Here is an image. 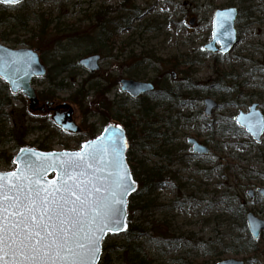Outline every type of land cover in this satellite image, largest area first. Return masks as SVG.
Masks as SVG:
<instances>
[{
    "label": "rangeland",
    "instance_id": "374dc122",
    "mask_svg": "<svg viewBox=\"0 0 264 264\" xmlns=\"http://www.w3.org/2000/svg\"><path fill=\"white\" fill-rule=\"evenodd\" d=\"M22 3L0 5V43L22 48L29 47L30 37L36 44L37 37L42 39L38 44L41 60L50 77L34 80L33 88L52 96L50 101L69 104L83 131L67 135L52 125L49 116L31 114L25 121L38 130L23 144L0 137L4 143L10 141L0 142V171L14 169L12 158L24 145L75 150L91 138L93 130L100 131L112 120L114 104L119 106L118 113H137L134 122L147 113L149 119L169 121L172 127L142 151L137 145L142 140L136 144L130 141L128 151H135L136 160L143 159L151 166L159 162L157 155L170 149V173L151 196L142 197L152 204L148 212H128V224L134 220L142 223L144 233L133 242L140 245V257H127L124 233L108 235L102 243L109 249L101 253L102 264H216L229 258L264 264V232L252 241L245 225L249 211L264 219V201L247 196L249 189L264 187V134L261 143L255 144L234 122V117L246 113L252 103L259 104L264 115V0ZM230 7L238 11L234 21L237 43L224 55L208 52L203 46L211 40L213 12ZM55 29L71 33L59 47L51 43L60 36L54 35ZM92 51L101 56L99 70L84 85L85 99L72 98L89 75L78 60ZM61 59L66 71L58 74L56 64ZM57 74L60 76L53 81ZM61 78L65 80L56 88L54 83ZM124 78L153 82L155 91L133 100L119 90V81ZM89 85L111 88L101 96L88 89ZM163 89L169 92H161ZM160 95L165 98L159 99ZM205 98L218 104L210 117L202 113ZM25 106V99L17 97L3 114ZM8 119L4 123L0 120V134L11 128ZM188 137L207 145L210 153L193 154ZM140 200L133 204L142 205ZM234 212L235 218L231 216Z\"/></svg>",
    "mask_w": 264,
    "mask_h": 264
},
{
    "label": "snow or ice",
    "instance_id": "6c2138e0",
    "mask_svg": "<svg viewBox=\"0 0 264 264\" xmlns=\"http://www.w3.org/2000/svg\"><path fill=\"white\" fill-rule=\"evenodd\" d=\"M120 143L113 136L110 146L93 142L83 154H65L60 182L51 186L31 166L7 188L0 176V264H97L104 235L123 230L121 206L133 190Z\"/></svg>",
    "mask_w": 264,
    "mask_h": 264
},
{
    "label": "water",
    "instance_id": "95a60500",
    "mask_svg": "<svg viewBox=\"0 0 264 264\" xmlns=\"http://www.w3.org/2000/svg\"><path fill=\"white\" fill-rule=\"evenodd\" d=\"M23 1L25 0H19V2L16 4L0 3V5L17 6ZM237 14L236 8L233 7L217 9L214 11L212 16L211 41L204 46L205 50L215 52L217 50L216 45H218L219 52L221 54H226L233 48L237 42L236 31L234 28V21L237 17ZM189 24L192 25L193 20H190ZM39 53L40 50L38 48L12 49L0 43V80L7 85L11 95L14 96L20 93L27 100V109L30 113H40L43 115L51 111V120L57 128L66 133L77 134L80 132V128L73 120L74 110L70 105L66 103L55 105L53 102L41 103L38 101L35 90L31 86V82L34 79L43 78L47 73L45 65L40 61ZM99 59L100 57L97 54L89 55L80 59L78 61V65L85 68L90 73H93L99 69ZM121 90L126 92L132 98H137L141 94L152 91L153 86L148 82L122 80ZM203 103V114L205 116H210L211 112L217 106L216 102L212 99H205ZM234 121L237 126L243 128L249 134L255 144L261 143V137L264 134V116L259 111L257 103H252L248 108L247 113L239 112V114L234 118ZM113 136L121 138L120 156L123 161V166L128 170L129 179L131 182H133V190H130L129 193L124 197L125 202L121 206L123 211V216L121 218L124 225L123 230L115 233L108 231L104 235L100 243V253L97 264L100 259L102 242L105 237L107 235H119L126 231L129 196L137 190V183L132 180L130 168L126 161V151L128 144L126 133L121 124L117 122H110L103 128L101 134L97 138L82 143L81 149L79 151L43 152L32 147L24 146L20 148L17 154L14 156V170L11 172H0V176L5 177L3 183L5 184L6 188L12 183H21L22 181H20L18 177H20L29 166L35 170L43 171V179L40 181L41 185L49 183L51 186L53 182L58 184L60 182V173L62 171L61 165L69 159V157L65 154H83L84 152L90 150L85 149L83 146L92 144L93 142H95L98 148L102 146V143L108 144L110 146ZM187 143L191 145L192 153L198 155H207L209 153V149L205 145L199 144L192 138H188ZM101 155H103L105 162L111 158L110 154L101 153ZM51 164H55V167H47ZM12 173H15L16 177L9 178L10 174ZM98 175L106 176L107 172H101L98 173ZM256 193H258L264 200V188H258ZM247 194L251 198L254 193L252 190H249ZM245 223L248 233L252 239H257L260 233L264 230V220L259 219L252 212H248L246 214ZM217 264L244 263L241 260L224 259Z\"/></svg>",
    "mask_w": 264,
    "mask_h": 264
},
{
    "label": "trees",
    "instance_id": "16d2710c",
    "mask_svg": "<svg viewBox=\"0 0 264 264\" xmlns=\"http://www.w3.org/2000/svg\"><path fill=\"white\" fill-rule=\"evenodd\" d=\"M30 1V2H41L43 0H26L24 1L22 4L24 5L25 2ZM25 6V5H24ZM98 14V13H96ZM99 16V15H98ZM61 25H56V27H60ZM41 28V27H40ZM54 35L58 36L57 38H55L51 43H53V47L54 46H58L64 41L70 38L71 33L69 34V32L65 33L66 30H62V31H57V29L53 30ZM42 31L39 30L38 34H41ZM73 35V34H72ZM37 44L32 40V38L30 37L27 42V45H29L30 48H39L42 39L37 37ZM61 41V42H60ZM17 44V43H15ZM32 46H36V47H32ZM52 46V45H51ZM89 54H98V52L92 51L89 52L87 55ZM86 56V55H85ZM64 59H61L56 65L59 66V72L58 74H62L64 73L66 70H64V66L65 63L63 62ZM174 64H176L175 60L173 61ZM51 69L49 70L50 73ZM54 78L53 81H55L57 79L58 75ZM49 78V74L47 73L45 78ZM94 77L93 74H89L88 75V79L84 80L81 84H79V87L76 89V91L74 92V94L72 95L73 97L78 96L81 100H84L85 97L87 96V93H83L84 92V85L88 83V80H91V78ZM65 78H61L57 85L56 83H54L56 88H59L58 85H61L64 82ZM52 81V82H53ZM72 81H74V78L72 79ZM108 86V85H107ZM110 87H99V86H95L92 85V87L89 85L90 90H94L100 93L101 96H103V94H106L107 92L110 91ZM165 93L169 92V89H163L162 90ZM39 97L41 100H51L52 96H47L45 95L43 92L39 93ZM17 97H12L9 95L7 87L4 85L3 82L0 81V120L3 121L5 118H9L8 120H10L11 123V128L8 130V132L6 134H3V131L0 134V137H4L9 138L7 140H12L13 142L15 141L17 144H20L24 142L25 138L28 137L30 134H32L33 132H35L38 129L29 127V123H26V119H28L29 115L28 113L25 111V107L19 109V110H15L12 109L10 110L8 113L3 114L4 109L6 107L11 106L13 100H15ZM159 99H163L165 98V96H159ZM115 106V104H114ZM113 106V107H114ZM143 112V111H141ZM140 112V113H141ZM137 115V113H132V115H130L128 113V115L122 111V115H120L118 113L117 110H115L114 116H110V118H112V120H118L121 121V123L123 124L126 132H127V136H128V140L129 142L131 141H135V144L138 140H142L143 142L138 143L137 145H139L140 149L139 150H143L145 149V146L147 143H149L151 140L153 139H158L160 137H164L166 135V132L172 127V125H170L171 123L169 121L166 120H155V119H149V116L147 113H143L141 115H139V120H137L136 122H134V118ZM15 117H18L19 120H16ZM5 122V120L3 121V123ZM162 123V124H161ZM158 126V127H156ZM4 127V126H3ZM164 130L163 132H159V130ZM97 130H93L91 132V137H93L96 134ZM2 142V141H0ZM10 142V141H9ZM2 142V144H8ZM166 144H163V146H165ZM40 150H48L49 147L48 146H40L37 147ZM151 149V147H149ZM135 151H128L127 152V157L128 160L130 162L131 165V171L132 174L135 175V179L138 181L139 184V190L137 191V193H135L134 195L131 196L130 200H129V206H128V210L132 211V210H139L140 215L144 214L146 212H148V208L152 206V204L150 203V201L148 199H144L142 200L143 196H151L152 192H154L156 189H158L163 182V178L164 176L161 174V171L159 169H155V167L151 166V167H147V165H145L143 163V161H139L136 160L135 155H134ZM158 157H162L167 159L168 161L171 162V160L173 159V155L170 149H165L163 150L159 155H157ZM134 164V165H133ZM140 199V202L142 205L138 206L133 204V200L134 199ZM231 216H233L235 218V212L231 213ZM232 220V217H231ZM142 223H138L137 220H134L133 223L128 224V230L126 231V233L124 234V236H126V242L127 244H125L123 246L124 251L126 252L127 257L131 258L132 256H136L137 258L140 257L141 255V250L139 249L140 245H136L134 242V240L138 239L140 236L143 235L144 231L143 228L141 227ZM232 226V224H231ZM138 248V249H136ZM109 249L107 248H102L103 253L108 251ZM140 250V251H139ZM108 257L107 259H105V263H107ZM101 264L102 259L100 260ZM138 264H144L143 262H139Z\"/></svg>",
    "mask_w": 264,
    "mask_h": 264
},
{
    "label": "bare ground",
    "instance_id": "6f19581e",
    "mask_svg": "<svg viewBox=\"0 0 264 264\" xmlns=\"http://www.w3.org/2000/svg\"><path fill=\"white\" fill-rule=\"evenodd\" d=\"M142 18V16H140V19ZM216 48H217V50L215 51V52H211V53H219V54H221L220 52H219V46L218 45H216ZM208 52H210V51H208ZM221 55H224V54H221ZM48 73V72H47ZM47 73H46V75H47ZM148 83H150L152 86H153V88L155 89V85H154V83L153 82H150V81H148V80H146ZM34 89V88H33ZM35 90V89H34ZM161 92H163L162 90H161ZM35 93H36V95H37V98H38V101L39 102H41V99H40V97H39V93L38 92H36L35 91ZM165 93V92H164ZM55 105H59L58 103H54ZM10 107V106H9ZM7 108V107H6ZM25 111L29 114V111H28V109H27V106H25ZM47 116H49V120L50 121H52L51 120V116H52V112L51 111H49V112H47V113H45V114H43V117H47ZM75 120H78V118H75ZM105 126H103L102 127V129L100 130V131H98V133H100L101 134V132H102V130H103V128H104ZM160 160H159V162L157 163V164H153V165H151V166H153V167H155V169L157 170V169H159L160 171H161V174L163 175V176H166V174L168 175L169 173H170V161H168L167 159H165V158H162V157H158ZM126 161H127V164H129V160H128V157H126ZM141 161H143V159H141L140 160V162ZM144 163V162H143ZM164 163H165V165H164ZM145 165H147L146 163H144ZM151 166H148L147 165V167H151ZM1 172V171H0ZM5 172H7V171H5ZM127 218H128V216H127Z\"/></svg>",
    "mask_w": 264,
    "mask_h": 264
},
{
    "label": "flooded vegetation",
    "instance_id": "af4514ba",
    "mask_svg": "<svg viewBox=\"0 0 264 264\" xmlns=\"http://www.w3.org/2000/svg\"><path fill=\"white\" fill-rule=\"evenodd\" d=\"M203 100H204V99H203ZM212 100H213V99H212ZM214 101H215V100H214ZM215 102H216V101H215ZM216 104H217V102H216ZM217 107H218V104H217V106H216V109H217ZM114 108H115V110L119 111V110H118V108H119L118 105H115ZM216 109H215V110H216ZM115 110H114V113H115ZM215 110H214V111H215ZM214 111H213V112H214ZM202 112H203V111H202ZM213 112H212V114H213ZM119 113H120V112H119ZM212 114H211V115H212ZM120 115H122V114L120 113ZM209 117H210V116H209ZM76 121H78V120H76ZM116 121H118V120H116ZM132 178H133L134 181H136L137 184H138V181L135 179L136 177H135L134 174L132 175ZM256 189H257V188H256ZM256 189H255V190H256ZM138 190H139V184H138ZM249 190H252L253 193H254L253 196H252L251 198H250V197L248 196V194H247V196H248L250 199H254L255 197L259 196V195L256 193L255 190H253V189H249ZM249 190H248V191H249ZM248 191H247V192H248ZM136 193H137V192H136ZM136 200H137V199L135 198V199L133 200V202L136 201ZM230 212H231V211H230ZM252 213H253V212H252ZM253 214H254V213H253ZM254 215H255V214H254ZM263 220H264V219H263ZM263 232H264V231H263ZM263 232H262V233H263ZM260 236H261V235H260ZM218 262H219V261H218ZM218 262H217V263H218ZM217 263H216V264H217ZM202 264H208V263H202Z\"/></svg>",
    "mask_w": 264,
    "mask_h": 264
}]
</instances>
